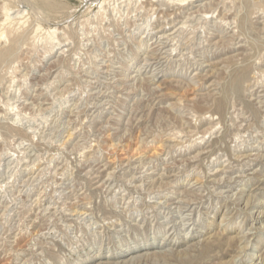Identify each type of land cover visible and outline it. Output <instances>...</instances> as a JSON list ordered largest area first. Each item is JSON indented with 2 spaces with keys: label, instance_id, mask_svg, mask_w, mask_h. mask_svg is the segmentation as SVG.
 <instances>
[{
  "label": "rangeland",
  "instance_id": "obj_1",
  "mask_svg": "<svg viewBox=\"0 0 264 264\" xmlns=\"http://www.w3.org/2000/svg\"><path fill=\"white\" fill-rule=\"evenodd\" d=\"M0 264H264V0H0Z\"/></svg>",
  "mask_w": 264,
  "mask_h": 264
},
{
  "label": "bare ground",
  "instance_id": "obj_2",
  "mask_svg": "<svg viewBox=\"0 0 264 264\" xmlns=\"http://www.w3.org/2000/svg\"><path fill=\"white\" fill-rule=\"evenodd\" d=\"M158 42V41H157ZM156 52V51H155ZM261 79V78H260ZM63 110V109H62ZM147 183V182H146Z\"/></svg>",
  "mask_w": 264,
  "mask_h": 264
}]
</instances>
